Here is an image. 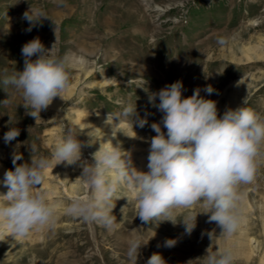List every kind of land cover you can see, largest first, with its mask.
Instances as JSON below:
<instances>
[{"label":"rangeland","instance_id":"1","mask_svg":"<svg viewBox=\"0 0 264 264\" xmlns=\"http://www.w3.org/2000/svg\"><path fill=\"white\" fill-rule=\"evenodd\" d=\"M26 11L47 18L29 32ZM54 28L55 53L68 63L63 100L55 98L36 119L23 106L22 92L0 83V195L8 191L4 174L14 171L15 154L22 157L17 164L49 159L36 191L55 207V224L16 240L0 227V264H147L153 254L165 264H208L210 256L225 250L233 254V264H264V144L254 180L236 188L239 227L231 236L209 222L203 203L175 209V224L164 217L143 223L126 185L112 198L111 228L65 211L90 198L82 165L95 163L100 147L119 145L131 167L148 171L156 135L151 124L163 117L149 96L167 85L182 82L184 97L200 89L202 97L216 101L220 116L244 106L264 118V0H0V81L23 71L25 43L38 37L50 49ZM209 85L215 90L211 95L205 91ZM129 105H136L137 115L116 119ZM139 119L147 120L143 128ZM10 127L20 134L6 144ZM70 127L79 129L85 144L81 160L56 165L52 153ZM161 128L166 133L162 123ZM188 215H197L191 234L180 223ZM134 239L146 243L137 260L128 256ZM167 240L176 243L167 247Z\"/></svg>","mask_w":264,"mask_h":264},{"label":"clouds","instance_id":"2","mask_svg":"<svg viewBox=\"0 0 264 264\" xmlns=\"http://www.w3.org/2000/svg\"><path fill=\"white\" fill-rule=\"evenodd\" d=\"M23 18L29 22L26 31L30 32L36 23L47 17L43 12L34 11L30 15L26 11ZM54 34L55 42L50 49H46L38 37L25 43L21 50L23 71L0 81L22 92L23 106L31 109L28 114L36 119L55 98L63 100V93L69 86L67 58L55 53L56 28ZM33 56L37 58L33 60ZM182 88V82L177 81L149 96V102L163 113L161 123L166 133L162 131L161 123L151 124L156 135L150 141L148 171L131 167L130 158L128 155L122 157L119 145L100 147L94 154L95 163L84 162L82 165L81 178L90 188L91 196L85 201H74L65 209L67 214L111 228L114 224L110 215L112 198L122 185H126L135 197L136 217L143 223L164 217L162 221L175 224L171 219L175 209H190L203 203L209 209V222H215L221 228V234L231 236L237 231L236 202L239 197L236 188L255 178L257 157L264 144V118L244 106L228 109L220 116L216 101L202 97L200 89L184 97ZM205 91L211 95L215 90L209 85ZM157 95L158 105L155 104ZM130 115H137L136 105L125 107L115 118ZM146 123V119L138 120L141 128ZM19 134V129L10 127L4 134V142L11 143ZM78 135V128L66 130L52 153L56 165H73L81 160L85 144ZM20 159L21 156H13L14 171H6L3 180L8 191L0 195L6 201L0 204V227L15 240L55 224V207L43 192L36 191L42 185L51 161L41 157L31 159L30 163L17 164ZM196 217L188 215L180 222L185 225L187 234L195 228ZM175 243V240L165 242L167 247ZM142 244L146 243L138 239L130 241L128 256L137 260ZM233 261L231 251L225 250L210 256L208 264H233ZM147 264L165 262L160 254H153Z\"/></svg>","mask_w":264,"mask_h":264}]
</instances>
